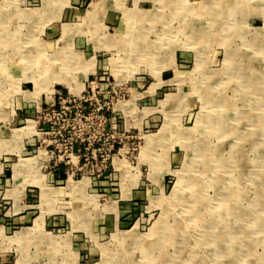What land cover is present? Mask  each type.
<instances>
[{
    "label": "rangeland",
    "instance_id": "obj_1",
    "mask_svg": "<svg viewBox=\"0 0 264 264\" xmlns=\"http://www.w3.org/2000/svg\"><path fill=\"white\" fill-rule=\"evenodd\" d=\"M263 46L264 0H0V264H264Z\"/></svg>",
    "mask_w": 264,
    "mask_h": 264
},
{
    "label": "bare ground",
    "instance_id": "obj_2",
    "mask_svg": "<svg viewBox=\"0 0 264 264\" xmlns=\"http://www.w3.org/2000/svg\"><path fill=\"white\" fill-rule=\"evenodd\" d=\"M100 8V7H99ZM98 11V10H97ZM236 11V10H235ZM234 11V12H235ZM132 12L130 11V12H126V15L128 16V18L130 19V17H132ZM130 16V17H129ZM263 44V43H262ZM264 47V46H263ZM140 52V51H139ZM150 54V53H149ZM148 56L146 55L145 56V58H147ZM149 57H150V55H149ZM234 76V75H233ZM236 76H238L237 74H236ZM243 76V75H242ZM240 77V76H239ZM250 78V77H249ZM252 79V78H251ZM248 81V80H247ZM259 83V82H258ZM249 84V83H248ZM257 85V84H256ZM36 86V85H35ZM254 86V85H253ZM256 89V88H255ZM218 91V90H217ZM263 91V90H262ZM262 99V98H261ZM175 101V99H173V100H170L169 101V103H173ZM176 102V101H175ZM204 106V105H203ZM230 107V106H229ZM234 108V107H233ZM205 109V108H204ZM219 116V119H221L222 118V116H223V114H221V115H217V117ZM199 119H200V117H199ZM202 119V118H201ZM228 125V124H227ZM31 127V126H30ZM235 128V127H234ZM163 133H165V127H163L161 130H160V132H159V134H163ZM264 148V147H263ZM260 150V149H259ZM207 167L206 166H204V169L201 171V174L203 175H206L207 174ZM197 172H200V171H197ZM190 173H188V175L187 176H190L189 175ZM191 174H193V173H191ZM186 176V177H187ZM183 179V177H181L180 178V180L178 181V184H177V186H176V189H175V191H174V193L172 194V197H170V199L171 198H175L174 200H177V198L179 199V198H181V197H183V198H186L187 196H190L191 198H193V199H195L196 200V204L199 206V207H201V206H204L205 205V198H204V196H203V194H201V192H200V188H199V186L197 185V183L196 182H193V180L191 179V177H190V180H189V178H188V180H185V181H183L182 180ZM185 183V184H184ZM184 190H186V191H189V190H191L192 191V193L191 192H189L188 193V195H185V194H183L184 193ZM231 204V203H230ZM232 204H233V202H232ZM234 209V208H233ZM233 209H231L228 213L229 214H231V213H233L234 212V210ZM203 210V209H202ZM213 210H211V212H212ZM177 219L175 218V222H174V224H166V225H158L157 227H156V229H155V233H154V236H155V238L156 237H159L160 235H161V230H162V232H163V230L164 231H166V235L164 236V239H163V241L162 242H160L159 244H162V243H166V242H168L169 240H171L172 238H175V236H178V237H181L182 236V233H185V235L187 236V235H189V233L188 232H190L191 230H192V228L191 227H182V226H180V223H178L177 221H176ZM197 223L195 224V225H197L198 224V227H200V229H201V233H202V236H207V235H210V236H212L213 235V237H215V239L217 240V241H222L223 240V237L225 236V234H224V228L222 227V228H220V224L217 222V219H215L214 218V221L215 222H213L212 221V219H206V218H204V217H199L198 219H197ZM213 222V223H212ZM157 225V224H156ZM185 231V232H184ZM158 244V242H155V243H148L147 245H150V250H152L155 246L157 247V245H159ZM162 255V254H161Z\"/></svg>",
    "mask_w": 264,
    "mask_h": 264
},
{
    "label": "crops",
    "instance_id": "obj_3",
    "mask_svg": "<svg viewBox=\"0 0 264 264\" xmlns=\"http://www.w3.org/2000/svg\"><path fill=\"white\" fill-rule=\"evenodd\" d=\"M163 81V80H162ZM31 84H32V82H31ZM33 85V84H32ZM55 85H53L52 87H50V88H52L53 89V93L52 94H50V95H47V94H41L40 95V97L41 96H43V95H45V96H47V98L48 97H50V99L52 100L53 98H52V96H54V94L56 93V89H55V87H54ZM61 86H63V85H61ZM32 91H33V87H32ZM32 91H23V92H21L22 93V95L24 96V98L26 99V102H30V103H33V102H35L36 103V101H38L39 100V98L38 99H33V97L30 95L31 94V92ZM60 94V93H59ZM27 99H28V101H27ZM47 100V99H46ZM54 105V104H53ZM76 152V153H75ZM75 152H73V154H71V156H69L70 158L72 157V158H76V156H74V155H76V154H78V152L80 153V150L78 149V147H75ZM71 158V159H72ZM80 158V156L79 157H77V159H79ZM66 167H64V166H60V167H58L57 169H54V171H53V175H52V177H53V179L55 180V181H58V182H63V180L65 179V177H66V173H68V172H65V170H64V172H63V169H65ZM69 182V181H68Z\"/></svg>",
    "mask_w": 264,
    "mask_h": 264
},
{
    "label": "built area",
    "instance_id": "obj_4",
    "mask_svg": "<svg viewBox=\"0 0 264 264\" xmlns=\"http://www.w3.org/2000/svg\"><path fill=\"white\" fill-rule=\"evenodd\" d=\"M60 105H61V104H60ZM48 110H49V115H51L52 117H55V116L58 115V112H57L56 109H55V105H52V106L50 107V109H48ZM61 110H66V109H65V108H61ZM62 112H63V111H62ZM69 112L72 113L73 111H69ZM74 144H76V143H74ZM74 144H72L71 147H70L71 154H73Z\"/></svg>",
    "mask_w": 264,
    "mask_h": 264
}]
</instances>
